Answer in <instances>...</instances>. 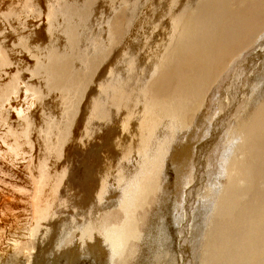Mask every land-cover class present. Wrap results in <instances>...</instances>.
I'll use <instances>...</instances> for the list:
<instances>
[{
	"label": "bare ground",
	"instance_id": "obj_1",
	"mask_svg": "<svg viewBox=\"0 0 264 264\" xmlns=\"http://www.w3.org/2000/svg\"><path fill=\"white\" fill-rule=\"evenodd\" d=\"M184 2L0 0V264H264V0Z\"/></svg>",
	"mask_w": 264,
	"mask_h": 264
},
{
	"label": "rangeland",
	"instance_id": "obj_2",
	"mask_svg": "<svg viewBox=\"0 0 264 264\" xmlns=\"http://www.w3.org/2000/svg\"><path fill=\"white\" fill-rule=\"evenodd\" d=\"M180 1V0H179ZM182 2H184V0L182 1L181 0V3L179 4V7H180V9L182 10H180V12L181 13H183L184 12V14H187L188 12H187V10H186V2H184V3H182ZM181 5H182V7H181ZM8 13V12H7ZM258 50L259 49H257L256 51L258 52ZM256 53V52H255ZM254 52H252L250 55H253V54H255ZM263 55H264V53H263ZM262 55V56H263ZM261 56V57H262ZM258 59V58H257ZM262 63H264V58L263 59H258V61H257V63H255V65L252 63V62H250V63H247V62H245V63H242V66L243 67H245L246 69H248L249 68V65H254L253 67H254V69H255V71H257V70H259L260 68H259V66L261 67V64ZM257 65V66H256ZM256 67V68H255ZM251 68V67H250ZM246 77V76H245ZM247 78V77H246ZM226 80V79H225ZM217 90L218 89H216V92H217ZM216 94V93H215ZM215 94H212V97H217V94L215 95ZM214 95V96H213ZM220 99L218 98V99H216L215 101H219ZM212 147V148H211ZM214 147H215V144H212V145H210L209 146V150L211 151L212 149H214ZM205 151H207V147L205 148ZM209 151V152H210ZM174 170V168L172 167V165L170 164L169 165V168H168V176H169V179H170V190L172 189V190H174V187H175V185H174V183H175V179H176V174H175V171H173ZM166 219H167V228H168V230H169V234H170V237L172 238V241H174L173 243H174V250H175V252H179V244H181L180 243V236H179V234H178V229H177V227L176 226H174V224H173V222H172V216H170V212H169V214L168 215H166ZM179 241V242H178ZM83 259V260H82ZM81 259V261H78V263H76V264H104V261L103 260H97V262H96V260L94 261V260H87V259H85V258H82ZM87 260V261H86ZM81 262V263H80ZM64 264V263H63Z\"/></svg>",
	"mask_w": 264,
	"mask_h": 264
}]
</instances>
